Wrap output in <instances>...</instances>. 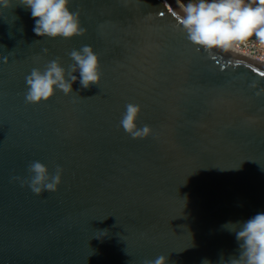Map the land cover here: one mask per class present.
<instances>
[{"label":"water","instance_id":"95a60500","mask_svg":"<svg viewBox=\"0 0 264 264\" xmlns=\"http://www.w3.org/2000/svg\"><path fill=\"white\" fill-rule=\"evenodd\" d=\"M179 2V1H178ZM176 0H70L83 36H37L30 10L0 8V264H221L224 226L264 213V64L189 42ZM257 40L255 36L247 40ZM89 45L99 85L25 103L33 68ZM46 50V51H45ZM8 57L4 62V57ZM66 78H68L66 76ZM138 104L133 139L120 120ZM56 192L32 193V161Z\"/></svg>","mask_w":264,"mask_h":264},{"label":"clouds","instance_id":"9594fccd","mask_svg":"<svg viewBox=\"0 0 264 264\" xmlns=\"http://www.w3.org/2000/svg\"><path fill=\"white\" fill-rule=\"evenodd\" d=\"M18 4L30 10L35 21L33 32L37 36L70 39L85 34L79 13L70 10V0H18ZM12 7L13 0H0V8ZM178 19L187 40L205 50L228 52L252 36L264 44V0H187ZM69 57L74 63L68 70L61 66L60 58L48 62L43 70H31L25 77V103L47 102L57 90L66 96L71 95L72 85L78 79L74 75L76 72H79V83L83 89L100 84V59L91 46L73 49ZM3 59L7 62L8 57ZM141 110L140 105L128 103L120 120V127L133 139H144L152 133L147 124L138 127ZM28 172L27 179H13L20 180L21 186L27 184L38 196L58 191L62 183L63 169L60 166H57L55 174H51L47 166L37 160L29 163ZM228 225L233 228H227ZM224 227L235 233L239 253L221 264H264V213H257L242 223L229 222ZM143 264H168V256L160 255L154 260H145ZM204 264L210 262L205 260Z\"/></svg>","mask_w":264,"mask_h":264},{"label":"built area","instance_id":"2783aa9c","mask_svg":"<svg viewBox=\"0 0 264 264\" xmlns=\"http://www.w3.org/2000/svg\"><path fill=\"white\" fill-rule=\"evenodd\" d=\"M234 51L264 64V44L258 40L252 39L241 42L235 46Z\"/></svg>","mask_w":264,"mask_h":264},{"label":"rangeland","instance_id":"374dc122","mask_svg":"<svg viewBox=\"0 0 264 264\" xmlns=\"http://www.w3.org/2000/svg\"><path fill=\"white\" fill-rule=\"evenodd\" d=\"M182 6H184L187 3V0H178Z\"/></svg>","mask_w":264,"mask_h":264},{"label":"bare ground","instance_id":"6f19581e","mask_svg":"<svg viewBox=\"0 0 264 264\" xmlns=\"http://www.w3.org/2000/svg\"><path fill=\"white\" fill-rule=\"evenodd\" d=\"M176 2L180 5V7H183V6L180 4V2H178V0H176Z\"/></svg>","mask_w":264,"mask_h":264}]
</instances>
